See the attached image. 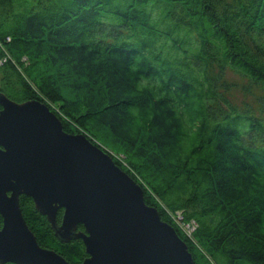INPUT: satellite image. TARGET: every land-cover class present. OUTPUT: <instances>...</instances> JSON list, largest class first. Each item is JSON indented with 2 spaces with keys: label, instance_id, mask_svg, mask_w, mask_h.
<instances>
[{
  "label": "trees",
  "instance_id": "1",
  "mask_svg": "<svg viewBox=\"0 0 264 264\" xmlns=\"http://www.w3.org/2000/svg\"><path fill=\"white\" fill-rule=\"evenodd\" d=\"M0 91L101 143L196 264H264V0H0ZM20 204L41 246L88 257Z\"/></svg>",
  "mask_w": 264,
  "mask_h": 264
},
{
  "label": "water",
  "instance_id": "2",
  "mask_svg": "<svg viewBox=\"0 0 264 264\" xmlns=\"http://www.w3.org/2000/svg\"><path fill=\"white\" fill-rule=\"evenodd\" d=\"M0 107V264H72L39 244L21 195L33 199L62 242L83 240L88 257L81 264H196L101 143L66 131L41 100L18 102L0 91Z\"/></svg>",
  "mask_w": 264,
  "mask_h": 264
},
{
  "label": "rangeland",
  "instance_id": "3",
  "mask_svg": "<svg viewBox=\"0 0 264 264\" xmlns=\"http://www.w3.org/2000/svg\"><path fill=\"white\" fill-rule=\"evenodd\" d=\"M189 48H191L190 50L192 51H195L196 50V47L193 45V44H189L187 45ZM230 74V73H229ZM228 74V75H229ZM241 82V81H239ZM232 98H234V100L236 101L235 103H237L238 105H242L244 104L245 102H251L253 103L254 102V98L253 96H247L245 95L241 90L240 88L233 91V94H232ZM54 108H56L55 106H53ZM57 109V108H56ZM118 157L124 161V156L123 155H118Z\"/></svg>",
  "mask_w": 264,
  "mask_h": 264
},
{
  "label": "built area",
  "instance_id": "4",
  "mask_svg": "<svg viewBox=\"0 0 264 264\" xmlns=\"http://www.w3.org/2000/svg\"><path fill=\"white\" fill-rule=\"evenodd\" d=\"M5 60V59H4ZM4 62L3 60L1 63ZM175 219L180 227L186 232L188 236H192L194 230H196L198 224L195 221L184 222L181 213L176 214Z\"/></svg>",
  "mask_w": 264,
  "mask_h": 264
}]
</instances>
